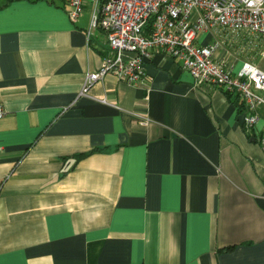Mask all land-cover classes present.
Instances as JSON below:
<instances>
[{
    "label": "crops",
    "instance_id": "obj_1",
    "mask_svg": "<svg viewBox=\"0 0 264 264\" xmlns=\"http://www.w3.org/2000/svg\"><path fill=\"white\" fill-rule=\"evenodd\" d=\"M90 12L0 0V264H264V105L247 131L234 96L155 51L141 83L82 93L108 48ZM214 58L264 71V36Z\"/></svg>",
    "mask_w": 264,
    "mask_h": 264
},
{
    "label": "built area",
    "instance_id": "obj_2",
    "mask_svg": "<svg viewBox=\"0 0 264 264\" xmlns=\"http://www.w3.org/2000/svg\"><path fill=\"white\" fill-rule=\"evenodd\" d=\"M71 21L91 7L87 36L100 27L108 48L100 67L86 74L82 93L107 74L137 85L146 78L145 61L153 51L179 61L196 84L208 83L237 96L247 131L264 105V71L243 60L238 69L214 53L225 35L264 36V0H62ZM210 42L198 43V34ZM5 114L0 105V117ZM264 149V143H263Z\"/></svg>",
    "mask_w": 264,
    "mask_h": 264
},
{
    "label": "trees",
    "instance_id": "obj_3",
    "mask_svg": "<svg viewBox=\"0 0 264 264\" xmlns=\"http://www.w3.org/2000/svg\"><path fill=\"white\" fill-rule=\"evenodd\" d=\"M7 1H10V0H7ZM30 1H35V0H30ZM47 1H49V2H53L54 0H47ZM225 92H226V94L229 95V97L234 96V97H235L234 100L236 101V103H238L237 96H235L234 94H232V93H230V92H227V91H225ZM83 155H85V154H78L77 156H78V157H81V156H83ZM229 248H230V247L221 248L220 251H224V250L229 249Z\"/></svg>",
    "mask_w": 264,
    "mask_h": 264
},
{
    "label": "rangeland",
    "instance_id": "obj_4",
    "mask_svg": "<svg viewBox=\"0 0 264 264\" xmlns=\"http://www.w3.org/2000/svg\"><path fill=\"white\" fill-rule=\"evenodd\" d=\"M199 34H200V33H199ZM199 34H198V35H199ZM202 35H203V34H200V36H199V37H200V38H202ZM197 38H198V36H197ZM198 42H199V38H198Z\"/></svg>",
    "mask_w": 264,
    "mask_h": 264
}]
</instances>
